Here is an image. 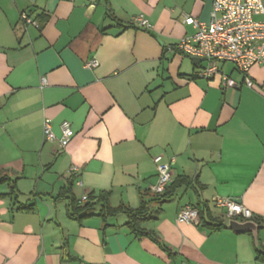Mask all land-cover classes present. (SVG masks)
Listing matches in <instances>:
<instances>
[{
    "label": "crops",
    "instance_id": "0c3cea01",
    "mask_svg": "<svg viewBox=\"0 0 264 264\" xmlns=\"http://www.w3.org/2000/svg\"><path fill=\"white\" fill-rule=\"evenodd\" d=\"M213 2L0 0V177L16 185L0 184L11 193L0 197V264H264L253 235L229 228L213 202L248 208L264 247V64L249 87L220 63L240 85L223 89L220 74L198 77L206 61L166 51L196 32L186 16L209 22ZM137 17L151 27H130ZM46 119L56 141L44 138ZM64 122L74 135L61 147ZM158 156L171 164L170 189L192 182L164 201L152 192ZM103 191L112 208L148 204L153 218L140 227L159 243L137 238L126 214L104 219L100 205L70 217L71 197ZM199 202L222 227L176 221Z\"/></svg>",
    "mask_w": 264,
    "mask_h": 264
},
{
    "label": "built area",
    "instance_id": "2783aa9c",
    "mask_svg": "<svg viewBox=\"0 0 264 264\" xmlns=\"http://www.w3.org/2000/svg\"><path fill=\"white\" fill-rule=\"evenodd\" d=\"M264 15V0H214L209 22H201L192 16H186L184 23L192 26L195 33L185 36L177 44L167 46L166 51L180 53L184 56L206 61V66L198 73L202 79H211L220 74L223 89L239 88L240 85L232 78L224 75L219 68L220 63L230 62L245 75V83L252 87L253 82L248 73L255 65L264 64V22L256 19ZM26 24L37 25L28 13L22 14ZM132 24L136 27L149 29L151 25L142 17L134 18ZM97 60L86 63V67L94 69ZM43 85H46L43 79ZM62 136L59 139L61 147H65L74 135L71 124L61 125ZM46 141H56L50 120L46 119L43 126ZM157 168V183L152 192L162 194L172 181V167L164 163L162 157L154 159ZM76 171V168H73ZM88 200L87 196L82 202ZM213 202L226 211L229 219L251 220L253 213L241 203L232 198H214ZM178 223L199 224V213L195 205L188 204L180 211ZM182 264H189L183 262Z\"/></svg>",
    "mask_w": 264,
    "mask_h": 264
},
{
    "label": "trees",
    "instance_id": "16d2710c",
    "mask_svg": "<svg viewBox=\"0 0 264 264\" xmlns=\"http://www.w3.org/2000/svg\"><path fill=\"white\" fill-rule=\"evenodd\" d=\"M130 27H135V26L131 24ZM2 183L9 184L12 194L16 192L15 181L10 179L8 175H2V177H0V184ZM183 184H185L186 186H190L192 185V182L190 180H186L182 178L180 181H176V183H174V185L171 187L172 189H170L168 185L164 193L162 194L154 193V195L155 197H157L159 201H164L173 195L176 187H179ZM69 190L70 189L65 188L63 190L64 195L69 194ZM11 193L10 194H0V197L11 195ZM87 198L88 200L86 202H82V199L78 201L75 197H71V199L69 200L70 205L68 206L69 211H70L69 213L70 217L81 220L86 217L92 216L94 214V210H95L94 208L97 205H100L101 211L99 215L103 217L104 219H109V218L115 217L118 214H122V213L126 214L128 217L126 227L130 229L131 232L134 233L137 238L149 237L153 239L155 242L159 243L158 238L153 233L147 232L140 227L141 223L153 218V213L148 207V204L144 203L143 206L137 210H131V209L124 208V207L112 208L109 202L110 192H106V191H103L99 194H90V195L88 194ZM195 206L198 209L200 224L211 225V227L213 228L222 227L221 225L213 226L206 219V218L211 217L209 205L207 203L199 202ZM256 222L262 225V221L257 220ZM258 259L261 261H264V247H261V250L258 253Z\"/></svg>",
    "mask_w": 264,
    "mask_h": 264
},
{
    "label": "water",
    "instance_id": "95a60500",
    "mask_svg": "<svg viewBox=\"0 0 264 264\" xmlns=\"http://www.w3.org/2000/svg\"><path fill=\"white\" fill-rule=\"evenodd\" d=\"M194 60L201 61V59H196V58ZM228 227L237 233H251L253 235L257 250L259 251L261 250L259 231L262 228V226L260 224H258L254 220H248L243 222L241 220L230 219L228 221Z\"/></svg>",
    "mask_w": 264,
    "mask_h": 264
}]
</instances>
